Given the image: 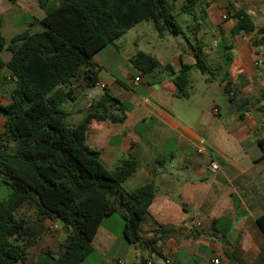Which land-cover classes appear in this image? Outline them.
<instances>
[{"label": "crops", "instance_id": "0c3cea01", "mask_svg": "<svg viewBox=\"0 0 264 264\" xmlns=\"http://www.w3.org/2000/svg\"><path fill=\"white\" fill-rule=\"evenodd\" d=\"M184 2L174 5L178 21L185 22V26L179 22L183 34L163 37H182L183 47L171 58L166 59L163 49L144 39L143 28L148 25L142 22L126 33L135 32L132 48H125L120 37L91 61L99 68L97 79L123 103L126 118L121 123L91 119L86 143L101 152L100 160L109 170L124 160L137 161L136 172L123 185L125 190L132 192L149 183L155 186V198L140 234L145 240L155 238L157 243L154 252L129 244L122 236L123 225H114L111 215L97 231L94 252L87 258L90 264H264V234L256 224L264 214V101L258 102L264 87V51L253 45V34L231 36L236 25L233 14L240 9L247 12L257 30L263 27L264 3L202 0V7L196 6L187 14L180 13ZM16 8L22 12L17 14ZM0 14L3 36L11 34L10 40L26 30H44L40 20L45 14L37 0H0ZM186 16L189 18L184 20ZM20 17L27 22L33 19L36 30L28 28L27 22L17 29ZM210 33L218 35L219 46L223 36L229 40V66L225 65L223 49L208 48L206 38ZM196 51L207 62L208 71L201 72V82L195 86L190 73L197 69H191L189 96L178 97L174 74L183 64L195 65ZM139 52L155 57L159 67L148 74L137 70L132 59ZM216 53L220 55L218 60L213 59ZM86 69L81 68L71 86L75 98L85 95L92 105L98 97L92 98ZM226 74L236 96L248 100L242 112L225 94ZM10 75L9 70L7 80H11ZM139 77V84L134 85ZM0 84L4 85L3 79ZM6 102L1 104H9L11 97ZM215 108L218 114L213 112ZM88 113H80L74 125ZM211 160L219 163L217 171L211 170ZM42 219L50 225L60 218ZM161 227L170 229L164 238L154 234ZM62 229L66 236L71 231L65 224ZM53 237L49 239L53 244L38 249L35 255L32 246L26 264H35L43 250L57 253L66 237L62 239L58 231Z\"/></svg>", "mask_w": 264, "mask_h": 264}, {"label": "trees", "instance_id": "16d2710c", "mask_svg": "<svg viewBox=\"0 0 264 264\" xmlns=\"http://www.w3.org/2000/svg\"><path fill=\"white\" fill-rule=\"evenodd\" d=\"M14 1V0H11ZM44 12L40 20L42 32L26 30L10 41L2 33L0 14V72L7 67L14 82L11 102L0 105L4 129L0 132V175L10 193L0 199V264H26L36 233L29 222L19 215L28 201L35 202L36 214L60 218L71 229L57 253L41 251L35 264H83L94 252L93 241L104 219L122 210V236L129 244H139L154 252L157 240H145L141 224L155 198V186L145 184L132 192L123 187L136 172L137 161H122L115 169H107L100 160L101 152L86 143L91 119L121 123L126 114L123 103L106 89L97 95L87 116L77 125L67 124L68 113L61 105L75 99L72 83L87 67L85 77L94 89L99 69L93 57L126 34L136 25L150 21L158 35L183 34L176 8L168 0H37ZM202 0H185L180 13H191ZM236 25L231 36L253 34L252 43L264 51V26H256L244 9L233 14ZM225 65L231 58L229 40L223 36ZM11 53L5 62L1 54ZM195 65L183 64L174 74L178 97L189 96L191 69L203 74L207 62L196 51ZM144 74L159 67V61L139 52L132 59ZM173 73L170 65L166 66ZM264 77V70H263ZM225 94L242 112L247 99H239L232 90L227 74ZM264 101V87L258 102ZM116 110L118 113H114ZM10 139L15 146L10 149ZM264 148V141H261ZM256 224L264 234V214ZM170 229L154 231L163 238Z\"/></svg>", "mask_w": 264, "mask_h": 264}, {"label": "rangeland", "instance_id": "374dc122", "mask_svg": "<svg viewBox=\"0 0 264 264\" xmlns=\"http://www.w3.org/2000/svg\"><path fill=\"white\" fill-rule=\"evenodd\" d=\"M168 1L175 6H180L184 0H168ZM205 1L207 0H203V3H205ZM258 1L260 3H264V0H258ZM15 11L17 12V14H20L22 12L20 8H16ZM187 18H189V16L184 17V20ZM19 22L21 23L19 24ZM23 22H27V20H23V18L20 17L15 27H17V29L20 28V26L23 25L22 24ZM179 22L185 26V22L182 23L181 19ZM27 24H29L28 28H34V30H36L37 25L33 21V19L29 18ZM144 25H148V26H144L143 28L144 33L142 34V36L144 35V39L146 41H149L152 45L163 49L166 52V56H165L166 59L171 58V56L174 54L176 50L181 49L183 47V46H180V43L183 42L181 36H178V37L168 36L167 38H161L158 35L157 31L155 30L152 22L145 21ZM185 30L187 31L188 28ZM190 30L193 32L192 26L190 27ZM129 33L130 34L128 35L125 34V36L121 37L122 39L121 42L125 46V48L133 47V42H134L133 37H134L135 32H129ZM11 36H12L11 34L5 33V37L7 38V40H10ZM218 38L219 37L216 34L215 35L214 34L212 35L211 33L208 34L206 38L207 43H208L207 44L208 48L218 49L219 48ZM192 42L196 44L195 40H192ZM195 47L197 48L198 45L196 44ZM10 56H11V53L7 50H4L1 54V57L4 61L8 60ZM219 57H220L219 53H216L214 54L213 59L218 60ZM8 77H9V69L7 67H4L0 72V79L4 80V85L0 84V98L2 100L1 103H7L6 101L10 99L12 90L14 88L13 80H7ZM202 77L203 75L199 70H193L190 73V80L192 81V84L195 86H198L200 84ZM5 85H6V88H4ZM1 103H0L1 106H5ZM91 103H92L91 99L86 98L85 95L75 98L73 101H67L63 103L61 105L62 109H64L69 114L67 118V124L69 126H73L77 120L76 117H78L80 113L85 114L86 112L89 111V109H91L90 108ZM79 109H82V112L81 111L79 112ZM3 129H4V114L0 111V132ZM9 145H10V149L15 146V142L13 139H10ZM9 193H10V189L8 185L4 182L3 177L0 175V199L6 198L9 195ZM36 210H37V206L35 202L28 201L24 204V206L22 207L19 213L21 217H23L29 222L30 226L34 229L36 233L35 243H34L33 248L31 249L32 255H35L38 249H41L45 246L50 247V245L53 244V242H51L52 240L49 241V239L54 238L53 237L54 232H50L49 227L53 225L54 223L59 228V230H56V231L60 232L61 238L65 239L66 237V233L63 232V229H62V225L64 224V222L61 219H58L57 221L52 222V223L50 222L51 223L50 225L45 224L42 221L43 219L36 214ZM113 217H114L113 218L114 225H116L117 223L118 224L120 223V225L121 224L123 225L122 210L120 208H118V210L113 213ZM46 241H49V243H47ZM85 264H90V260H86Z\"/></svg>", "mask_w": 264, "mask_h": 264}, {"label": "built area", "instance_id": "2783aa9c", "mask_svg": "<svg viewBox=\"0 0 264 264\" xmlns=\"http://www.w3.org/2000/svg\"><path fill=\"white\" fill-rule=\"evenodd\" d=\"M224 18H226V16H224ZM96 69H99V68L97 67ZM140 80H141L140 77L137 78V79L135 80V82H134V85H138L139 82H140ZM106 88H107V84H106L105 82L99 80V81H97V83H96V85H95V87H94V89H93V91H92V95H95V90H96V89H97V90H105ZM213 112H214L215 114H218L219 111H218L217 108H215ZM199 152H200L201 154H204V151H202V150H199ZM210 168H211L212 171H217V170L219 169V163H218L217 161H215V160H211V161H210ZM58 229H59V228H58L57 225H55V224H53V225H51V226L49 227L50 232H54V231H56V230H58ZM167 263H170V261L167 260ZM215 263H218V261H215Z\"/></svg>", "mask_w": 264, "mask_h": 264}, {"label": "water", "instance_id": "95a60500", "mask_svg": "<svg viewBox=\"0 0 264 264\" xmlns=\"http://www.w3.org/2000/svg\"><path fill=\"white\" fill-rule=\"evenodd\" d=\"M102 94H104V90H95V95H93V100L95 99V97L97 96V95H102ZM93 107V104L91 105V108ZM148 252H150V250L148 249Z\"/></svg>", "mask_w": 264, "mask_h": 264}]
</instances>
